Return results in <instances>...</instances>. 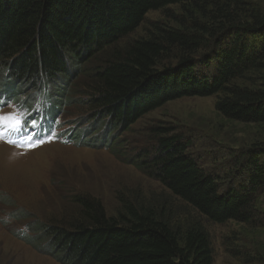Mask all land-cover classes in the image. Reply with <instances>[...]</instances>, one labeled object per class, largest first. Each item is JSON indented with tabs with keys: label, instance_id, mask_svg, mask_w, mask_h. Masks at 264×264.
I'll return each instance as SVG.
<instances>
[{
	"label": "trees",
	"instance_id": "1",
	"mask_svg": "<svg viewBox=\"0 0 264 264\" xmlns=\"http://www.w3.org/2000/svg\"><path fill=\"white\" fill-rule=\"evenodd\" d=\"M152 10L176 26L154 21L144 37L117 45ZM95 58L100 64L85 69ZM70 61L80 68L82 87L71 96ZM0 77L16 88L33 89L40 80L57 86L65 106L54 104L55 112L80 103L108 123L106 132L192 96H214V109L225 119L264 123V0H0ZM147 132L148 144L131 163L189 213L138 194L118 195L119 208L109 215L98 198L74 195V216L44 227L62 263L213 264L200 217L264 226V209L256 208L264 191V141L241 152L246 177L224 189L174 126L159 122ZM191 210L199 219L189 217Z\"/></svg>",
	"mask_w": 264,
	"mask_h": 264
},
{
	"label": "rangeland",
	"instance_id": "2",
	"mask_svg": "<svg viewBox=\"0 0 264 264\" xmlns=\"http://www.w3.org/2000/svg\"><path fill=\"white\" fill-rule=\"evenodd\" d=\"M169 8L176 13L179 11L177 5ZM154 21L176 26L173 20L164 17L162 10H152L147 12L143 23L117 45L144 37ZM99 64L100 58H95L84 67L92 70ZM69 67L73 72L71 96L73 89L80 92L82 87L80 68L72 61ZM56 88L48 89L51 96L28 97L20 116L24 117L25 125L28 120L40 119L41 128L37 129L54 130L58 139L50 142L52 145L41 144L35 151L0 144V264H64L56 257L55 249L50 248L44 227L54 222L64 224L74 216L71 201L74 195L98 198L109 215L119 208L118 195L138 194L159 203L167 201L175 212L188 214L190 210L185 204L175 200L162 184L131 163V155L149 142V126L164 122L180 131L190 141L188 150L193 158L201 168L212 173L224 189L235 188L246 177V167L238 161L241 152L253 143L264 141V123L223 118L214 109V96L171 100L128 127L112 132L113 127L106 132L108 123L88 114L80 103L72 101L59 113L48 111L49 102L53 106H65L59 105V98L53 94ZM29 92L26 87L17 90L18 98H24ZM87 134L93 143L104 140L107 147L82 146ZM108 144L111 150L117 151L115 155L108 150ZM256 208L264 209V191L257 197ZM191 212L189 217L199 219ZM200 220L210 237L213 264H264V226L234 220L224 223L202 217Z\"/></svg>",
	"mask_w": 264,
	"mask_h": 264
},
{
	"label": "snow or ice",
	"instance_id": "3",
	"mask_svg": "<svg viewBox=\"0 0 264 264\" xmlns=\"http://www.w3.org/2000/svg\"><path fill=\"white\" fill-rule=\"evenodd\" d=\"M41 119L43 118L41 117ZM37 128H41L40 119L28 120L27 125H25L24 117L15 114H0V140L9 137V143L17 144L24 150L30 151L40 146L42 143L55 142V140L58 139L54 130L49 131L44 129L42 131L46 134L41 135L35 131ZM29 129L33 131H28ZM22 131L26 134L20 135L17 139H11L16 133ZM38 135L40 136L39 139L36 138Z\"/></svg>",
	"mask_w": 264,
	"mask_h": 264
},
{
	"label": "bare ground",
	"instance_id": "4",
	"mask_svg": "<svg viewBox=\"0 0 264 264\" xmlns=\"http://www.w3.org/2000/svg\"><path fill=\"white\" fill-rule=\"evenodd\" d=\"M0 144H2V143L0 142ZM52 144H53V143H52ZM52 144H50V145H52ZM2 145H5V144H2ZM5 146H9V145H5ZM10 147H11V146H10ZM38 149H39V148H38ZM38 149H37V150H38ZM34 151H35V150H34Z\"/></svg>",
	"mask_w": 264,
	"mask_h": 264
},
{
	"label": "clouds",
	"instance_id": "5",
	"mask_svg": "<svg viewBox=\"0 0 264 264\" xmlns=\"http://www.w3.org/2000/svg\"><path fill=\"white\" fill-rule=\"evenodd\" d=\"M94 146V145H93Z\"/></svg>",
	"mask_w": 264,
	"mask_h": 264
}]
</instances>
